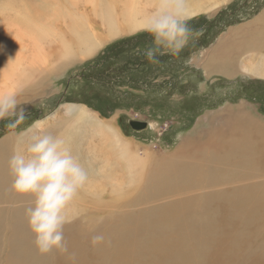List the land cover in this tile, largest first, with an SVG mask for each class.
I'll return each mask as SVG.
<instances>
[{
	"label": "rangeland",
	"instance_id": "374dc122",
	"mask_svg": "<svg viewBox=\"0 0 264 264\" xmlns=\"http://www.w3.org/2000/svg\"><path fill=\"white\" fill-rule=\"evenodd\" d=\"M68 1L65 5L64 0H0L3 53L8 50L28 59L33 55L32 41L21 36V28L12 21L18 11L29 12L35 23L43 25L40 33L51 32L39 41L42 60L32 59L37 69L9 92L16 94L25 120L9 128L15 117L0 119V186L8 189L0 187V264H17L18 254L21 260L23 253L13 249L28 250L26 256L38 250L35 244L24 245L26 239L34 243V234L27 233L29 226L20 223L27 220L25 211L32 198L11 191L8 161L14 149L26 148L41 132L63 138L86 171H92L87 164L91 163L98 173L95 179H100L93 190L80 191L68 208L73 217L64 227L68 252L57 253V260L51 256L45 262L20 264H264V214L256 213L260 208L242 218L216 215L224 202L219 192L243 186L262 187L264 192V169L247 166L246 171L212 179L214 167L227 156V142L237 137V128L248 120L264 125V81L241 71L232 78L208 73L201 65L203 53L219 38H234L232 28L264 10V0H228L215 12L197 14L188 21L192 30L188 45L178 56H158V63L149 62L143 54L152 46L151 34L133 30L110 38L88 0ZM83 13L91 16L102 44L88 56L66 60L60 40L70 37L71 24ZM225 50L233 57L232 46ZM66 104L85 105L109 121L131 151L147 162L141 173L137 166L134 183L126 182L122 161L112 153L115 149L100 151L102 142L107 145L109 139L94 127L79 126L77 119L68 120ZM92 104L108 113L103 115ZM239 109L245 111L243 120ZM133 120L149 125L135 130L130 126ZM71 121L75 124L69 125ZM256 133L252 139L263 141L264 132ZM217 142L221 146L216 147ZM171 161L174 168L168 167ZM182 166L187 171L195 169L196 175L174 179ZM160 169L170 178L157 184L154 178ZM97 233L104 234L105 242L93 247L91 238ZM213 250L218 252L211 256ZM73 254L76 260L66 261Z\"/></svg>",
	"mask_w": 264,
	"mask_h": 264
},
{
	"label": "bare ground",
	"instance_id": "6f19581e",
	"mask_svg": "<svg viewBox=\"0 0 264 264\" xmlns=\"http://www.w3.org/2000/svg\"><path fill=\"white\" fill-rule=\"evenodd\" d=\"M71 1L73 4H79L81 0H71ZM227 1L228 0H186V10L189 16L192 18L199 13L215 12L220 6H222ZM88 2H90L93 5L94 16L99 18L102 21V23L106 26L107 33L105 34L110 38L116 37L123 32H127V31L131 32L133 30H136L139 22L143 18L151 15L159 5V0H119V4H116L114 0H88ZM67 3H70V1L64 0V4L66 5ZM150 7H154L153 11L152 9H150ZM58 13L60 15V12H58V9H57V18L59 17ZM52 14L54 15L56 14V12H52ZM12 21L13 23L17 24L21 28L20 35L21 36L24 35L30 38V40L32 41L31 43L32 46H30V48L33 50L32 51L33 55L31 56V58H29L30 59L29 60L28 57H25L26 55L24 56V55H14L11 53L9 54L8 50L6 51V49H5L6 52L5 51L4 52L7 54L3 55L5 53H3L2 50L0 51L2 53V54L0 53L2 55V57L0 58V94H7V92L9 93L14 87V85L20 84L21 80L25 79V76L27 77L28 74H33V72L37 68L35 69V67H33V66H36V63H34L35 65H31L33 62L32 59H34V61H37V60L41 61L42 60L41 57H43L42 53L39 52L38 46L42 45V43L41 42L39 43V41L43 39H47L51 33L49 31H46L45 29H43L44 31L40 33L38 29L44 28V26L43 25L41 26L38 23H35L36 21L31 17V14L27 11H23V12L18 11V14L14 16ZM261 26L264 27V10L256 17V19L237 27L235 29V33L237 37L241 35L242 37L247 38V39H249V36L251 35L249 40L254 42L256 46L262 49L263 47H261L259 44L260 41L264 42V40H262L263 39L262 35H264V32L262 33ZM70 30H72L70 33L71 34L70 37L68 39L64 38L60 40L62 41V47H60V49L62 50V55L65 57L66 60H68V58L70 57L75 58L77 55L82 56V57L88 56L102 44V39H101L102 35L100 37L97 31L93 29L91 25V16L89 17L85 13H83V15L79 18H75V20L70 26ZM235 33H232V34H235ZM221 49L222 48H220V50ZM215 52L216 51H214V54H216ZM221 53H222L221 55L226 59L227 56H224L227 54L225 47ZM262 55L260 54V56L257 57L256 61H252V60L249 62L243 61L240 65V69L243 68L244 71H241V72L250 74L252 76L257 75V76L264 77V56ZM229 56H231V54H229ZM223 57L221 58L223 59ZM212 59L214 60V55H211L209 57V61H211ZM224 62L225 61H223V63ZM211 63L214 65L213 62ZM217 65L215 66L217 67ZM31 66L33 68H31ZM39 67L41 68L40 64H39ZM65 111H66L65 113L67 114V118H69L68 120L77 119L76 121L80 122L78 123L79 126L84 127V129L85 128L90 129L91 127H94L96 130H99V133L102 134V137H106L109 139V142L107 143V145H105L104 141L102 142V148L100 151L104 149L105 150L115 149L116 152H114L113 150L112 153L118 154L122 161L121 163L122 168L124 167L125 172H126L125 173L126 182L128 184L134 183L136 179V175H138L137 173H139L138 171L136 172L137 166L140 167V173H141L142 170L146 168L147 162H144L143 158H139L136 152L131 151L129 144L127 143L126 140L123 139V137L121 136L117 128H115L109 121H105L106 119L103 120L102 118L98 117V115L95 112L90 110V108L86 107L85 105L66 104ZM237 114L239 116L243 115V118H241V120L246 118L245 111H243L242 109H239ZM233 118H234V114L232 116V119ZM233 122L235 121L233 120ZM73 123L74 121L73 122L71 121L69 122V125H72ZM233 124H236V123H233ZM241 125L242 126L237 128L238 130L236 131L237 137L230 139L226 144L228 153H227V156L222 161V164H219V166L214 167V171L212 174L213 180H216L220 176H227V175H231L234 173H240V171L243 168L246 171L247 166L254 168L257 171H261L264 169V136H263V141H260V140L255 141L254 138L252 139V134H257L256 132H264V125L260 123V120L258 121L248 120L246 124H241ZM76 129H78V131L81 132L80 128L77 127ZM213 134L215 133L213 132ZM245 138H248L249 141H246ZM256 139L258 138L256 137ZM93 146L95 147L96 145H93ZM215 146L219 147L221 146V143L217 142ZM107 154L109 155L110 153H107ZM213 156L215 159H217V155H215V153L213 154ZM87 164L90 166V169H92V171H87L89 175V182L83 191L93 190L92 188H95L96 181L100 179V177L95 179V176H97L98 173H97V170L94 168V166H92L91 163H87ZM222 165L226 166V169L222 168L223 167ZM168 167L174 168L175 161L169 162ZM194 170L195 169H191L187 171V168L185 166H182L180 168V172L178 176L174 177V179L177 178L179 180H188V175H191V176L196 175V170L195 171ZM160 172H161V169L159 171V174L154 178L156 179L154 181L157 184L159 183L161 184L170 178V176L164 175V172H162L161 174ZM107 177L112 178L110 177V175L109 176L107 175ZM112 180L114 181V179ZM118 182H120V180ZM0 187L2 189L8 190L7 187H4V186H0ZM261 188L257 186L256 187L255 186H243V187L235 188L232 190H225L223 193L219 192L218 195L219 197H221L222 200H224V202L222 203L220 202L221 205L220 207H218L219 210L216 212V215L220 217L227 216L231 218H236V217L242 218V217L253 215L256 213L259 214L263 212L264 214V192H262ZM252 190L255 192L248 193L249 191H252ZM235 191H240V192H235ZM242 191H246V193L245 194L241 193ZM256 192H258V194L254 195L256 194ZM254 208H260V209L257 210L255 213ZM195 213H197V211ZM261 216L263 215L261 214ZM162 218H165V217H162ZM162 218H155L153 219V221H159ZM234 221L236 220L234 219ZM20 223L25 228H28L27 220L25 221L22 220ZM27 233H31L30 228L28 229ZM26 240H24L26 241L25 242L26 244H24L25 247L26 246L28 247V245L34 244L31 240L29 239H26ZM13 251L21 252L23 253L22 255H24L21 257V260H19L20 255L18 254V252H16L18 254L17 255L18 257L16 258L18 260L16 261L14 260V261L15 263L18 261L17 264L20 261L25 262V263L26 262H45V259L51 256L57 260V253H58L56 251H53L52 253H49L47 255H43V254L41 256L38 255L39 257L37 258V253L40 254L38 250H32V252L30 251L31 253L28 256H26V253H25L28 250H14L13 249ZM13 251L11 250V252ZM217 252H218L217 250H213L211 252V256ZM70 259L76 260V257H74V254H73V257L66 258V261Z\"/></svg>",
	"mask_w": 264,
	"mask_h": 264
},
{
	"label": "clouds",
	"instance_id": "9594fccd",
	"mask_svg": "<svg viewBox=\"0 0 264 264\" xmlns=\"http://www.w3.org/2000/svg\"><path fill=\"white\" fill-rule=\"evenodd\" d=\"M190 19L186 0H159L155 11L136 28L152 36V46L143 53L146 59L158 63V56H178L191 39ZM10 116L15 119L8 127L15 128L25 120V110L20 108L15 93L0 94V119ZM8 168L11 191L32 198L25 215L38 251L43 255L53 251L67 253L64 227L73 219L68 208L89 182L80 159L73 155L63 138L41 132L31 138L26 148L13 150ZM104 242L103 233L91 238L93 247Z\"/></svg>",
	"mask_w": 264,
	"mask_h": 264
},
{
	"label": "crops",
	"instance_id": "0c3cea01",
	"mask_svg": "<svg viewBox=\"0 0 264 264\" xmlns=\"http://www.w3.org/2000/svg\"><path fill=\"white\" fill-rule=\"evenodd\" d=\"M256 17H254L251 20L256 19ZM261 27H262L261 31L263 33L264 32V27L263 26H261ZM236 28L237 27H234L231 30H235ZM234 36H235L234 38H226V37L219 38V40H217V42L212 47H210L209 49H207L203 53L204 55H203V58H202L201 65L204 67V69H205V67L207 68V69H205L206 72H208V73L215 72V73H219V74L222 73V74H225V75H229L232 78V76H235L236 74H239V72L241 71L240 64L243 62L244 59H246L245 61H248V62L251 61V60L252 61H256L257 57L260 56V54L261 55L263 54L262 56H264V42L260 41L261 39L259 40L260 41L259 44H260L261 47H263L262 49L259 48L258 46H256V44L254 42L249 40L251 35L249 36V39L244 38L241 35L239 37H237L236 33H235ZM262 36H263L262 40H264V35H262ZM226 46H232L234 48L233 57L229 56V55H226L227 57L225 59L221 55L222 54L221 52L224 50V47H226ZM220 48H222V49L220 50ZM218 50H220L221 52L218 51ZM214 51H216L215 52L216 54H214ZM211 55H214V60L212 59L211 61H209V57ZM215 55H217V56H215ZM221 57H223V59ZM215 59H216V61H215ZM223 61H225L227 63H225V62L223 63ZM211 62H213L214 65ZM209 63H211V64H209ZM217 64H219V65H217ZM215 65H217V67ZM228 72H230V73H228ZM240 73H242V72H240ZM250 76L253 79L258 78L259 80L264 81V77L263 76H257V75H253V76L250 75Z\"/></svg>",
	"mask_w": 264,
	"mask_h": 264
},
{
	"label": "water",
	"instance_id": "95a60500",
	"mask_svg": "<svg viewBox=\"0 0 264 264\" xmlns=\"http://www.w3.org/2000/svg\"><path fill=\"white\" fill-rule=\"evenodd\" d=\"M148 122L146 121H140V120H133L130 121V126L135 130H143L148 127Z\"/></svg>",
	"mask_w": 264,
	"mask_h": 264
},
{
	"label": "trees",
	"instance_id": "16d2710c",
	"mask_svg": "<svg viewBox=\"0 0 264 264\" xmlns=\"http://www.w3.org/2000/svg\"><path fill=\"white\" fill-rule=\"evenodd\" d=\"M86 104L89 105L88 103H86ZM92 105L94 106V108H95L96 110H101V108L97 107L96 105H94V104H92ZM89 106H90V105H89ZM94 108H93V109H94ZM101 112L103 113V115L108 113V111H107V110H104V109L101 110Z\"/></svg>",
	"mask_w": 264,
	"mask_h": 264
}]
</instances>
